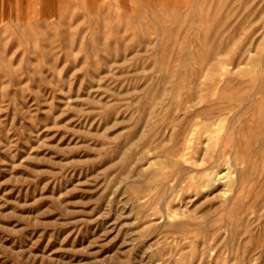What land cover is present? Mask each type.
I'll return each mask as SVG.
<instances>
[{
  "label": "rangeland",
  "instance_id": "rangeland-1",
  "mask_svg": "<svg viewBox=\"0 0 264 264\" xmlns=\"http://www.w3.org/2000/svg\"><path fill=\"white\" fill-rule=\"evenodd\" d=\"M0 264H264V0H0Z\"/></svg>",
  "mask_w": 264,
  "mask_h": 264
},
{
  "label": "bare ground",
  "instance_id": "bare-ground-1",
  "mask_svg": "<svg viewBox=\"0 0 264 264\" xmlns=\"http://www.w3.org/2000/svg\"><path fill=\"white\" fill-rule=\"evenodd\" d=\"M179 9V8H178ZM245 18V17H244ZM255 21V20H254ZM169 45V44H168ZM242 49H243V47H242ZM234 62V61H233ZM148 110V109H147ZM222 178V177H221ZM223 179V178H222ZM213 185V184H212Z\"/></svg>",
  "mask_w": 264,
  "mask_h": 264
}]
</instances>
